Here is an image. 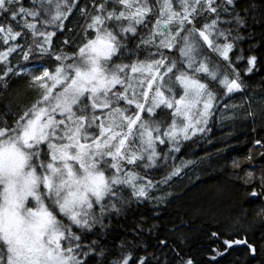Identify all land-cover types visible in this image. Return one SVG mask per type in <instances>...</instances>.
Wrapping results in <instances>:
<instances>
[{
	"label": "snow or ice",
	"instance_id": "snow-or-ice-1",
	"mask_svg": "<svg viewBox=\"0 0 264 264\" xmlns=\"http://www.w3.org/2000/svg\"><path fill=\"white\" fill-rule=\"evenodd\" d=\"M262 69L264 0H0V264H264ZM199 165L238 197L193 235Z\"/></svg>",
	"mask_w": 264,
	"mask_h": 264
},
{
	"label": "trees",
	"instance_id": "trees-1",
	"mask_svg": "<svg viewBox=\"0 0 264 264\" xmlns=\"http://www.w3.org/2000/svg\"><path fill=\"white\" fill-rule=\"evenodd\" d=\"M262 77H264V69L250 81L254 88ZM31 96L32 94H26L20 98L19 102L28 103ZM253 108L257 111L264 108V86L256 89ZM252 126L250 121H237L232 128V146L223 153L222 159L215 161V165L224 164L230 157L246 152L249 146L246 143L247 134ZM254 126L259 128L260 123L257 122ZM214 131V140L218 142L225 138L224 133L229 130L216 128ZM215 147L214 144L203 143L202 146L195 148V152L203 157L206 153H214ZM186 158H195L192 150H189ZM215 165L211 168L207 165H199L195 169L189 170L188 175L176 180L173 185L176 198L167 208L166 215L173 218L177 214L182 216L190 224L193 235L198 234L199 230L213 223L214 218L222 220L234 213L238 193L226 180V173H222L220 168ZM249 215H251V210ZM193 254L197 259H203L199 250L194 251ZM237 258L242 262L243 255L241 252L232 254L231 259Z\"/></svg>",
	"mask_w": 264,
	"mask_h": 264
}]
</instances>
